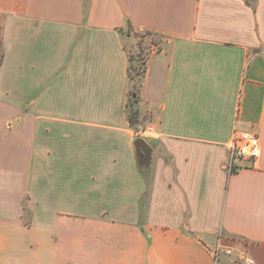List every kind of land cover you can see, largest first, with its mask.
I'll return each instance as SVG.
<instances>
[{"label":"crops","instance_id":"crops-1","mask_svg":"<svg viewBox=\"0 0 264 264\" xmlns=\"http://www.w3.org/2000/svg\"><path fill=\"white\" fill-rule=\"evenodd\" d=\"M0 16V264H264V0H0ZM236 129L261 152L228 173Z\"/></svg>","mask_w":264,"mask_h":264},{"label":"built area","instance_id":"built-area-1","mask_svg":"<svg viewBox=\"0 0 264 264\" xmlns=\"http://www.w3.org/2000/svg\"><path fill=\"white\" fill-rule=\"evenodd\" d=\"M228 157L225 163V169L228 173L234 172L239 167L238 162L243 159L256 160L260 156L261 143L260 137L256 133L234 130L232 136L227 143ZM224 254H231V250L216 245L212 250V255L215 263L218 262L219 256ZM245 264H254L250 257L242 256Z\"/></svg>","mask_w":264,"mask_h":264},{"label":"rangeland","instance_id":"rangeland-1","mask_svg":"<svg viewBox=\"0 0 264 264\" xmlns=\"http://www.w3.org/2000/svg\"><path fill=\"white\" fill-rule=\"evenodd\" d=\"M1 19L2 17L0 16V33H1ZM152 40L155 41L156 38L153 37ZM141 41H139L138 44L141 45L142 44ZM139 47L140 46H137V50H135V52L133 51L130 52L131 61L129 63V72H130L129 74L132 77H134V80L130 81L131 85L128 90L126 111L132 123L138 122L141 116H144V118H148V114L139 109V107L136 104L137 98L133 96V94H135L137 91V87H138V84L142 76L141 74L144 69V60H145L147 48H148L147 43H144V47H141L142 49Z\"/></svg>","mask_w":264,"mask_h":264},{"label":"trees","instance_id":"trees-1","mask_svg":"<svg viewBox=\"0 0 264 264\" xmlns=\"http://www.w3.org/2000/svg\"><path fill=\"white\" fill-rule=\"evenodd\" d=\"M1 31H2V29H1ZM3 56H4V49H3V44H2V39H1V33H0V65H1V62H2V59H3ZM129 60H130V57H129ZM130 61H131V60H130ZM144 70H145V69H143L141 75L144 74ZM129 73H130V72H129V65H128V78H129L130 81L134 80V77H132ZM141 77H142V76H141ZM139 83H140V82H139ZM138 85H139V84H138Z\"/></svg>","mask_w":264,"mask_h":264},{"label":"water","instance_id":"water-1","mask_svg":"<svg viewBox=\"0 0 264 264\" xmlns=\"http://www.w3.org/2000/svg\"><path fill=\"white\" fill-rule=\"evenodd\" d=\"M142 142V140L140 138H137L136 141H135V145L137 146L138 143Z\"/></svg>","mask_w":264,"mask_h":264}]
</instances>
